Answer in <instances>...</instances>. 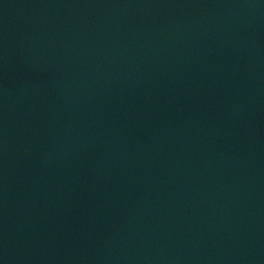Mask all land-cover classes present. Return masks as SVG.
<instances>
[{"label": "water", "instance_id": "95a60500", "mask_svg": "<svg viewBox=\"0 0 264 264\" xmlns=\"http://www.w3.org/2000/svg\"><path fill=\"white\" fill-rule=\"evenodd\" d=\"M0 264H264V0H0Z\"/></svg>", "mask_w": 264, "mask_h": 264}]
</instances>
